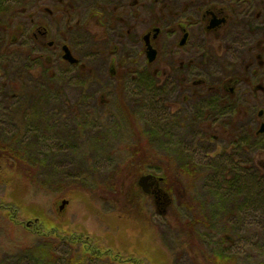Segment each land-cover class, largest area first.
Wrapping results in <instances>:
<instances>
[{
	"label": "rangeland",
	"instance_id": "obj_1",
	"mask_svg": "<svg viewBox=\"0 0 264 264\" xmlns=\"http://www.w3.org/2000/svg\"><path fill=\"white\" fill-rule=\"evenodd\" d=\"M0 6L8 12L0 16V146L29 166L17 161L20 175L12 163H0V202L14 207L12 215L0 211V264H31L38 249L53 250L59 258L53 264L77 255L84 264H215L224 254L228 264H264V219L245 213L250 197L225 175L226 164L224 177L200 179L179 203L157 204L142 193L127 210L110 179L119 178L124 146L139 134L149 152L170 159V172L231 154L238 169L264 168V133L252 138L264 124L258 117L264 0H0ZM220 8L228 15L223 40L204 34L200 22ZM40 28L48 32L42 43L53 48H33ZM153 28L158 56L148 66L142 38ZM183 28L189 38L180 48ZM62 46L76 67L62 60ZM25 54L49 60L61 76L56 87L26 75ZM230 76L235 113L215 109L211 90ZM236 139L241 144L233 151ZM146 174L159 178L139 174L136 185ZM139 206L142 223L128 214ZM196 219L189 232L185 224ZM55 229L88 237L121 263L91 259L36 233Z\"/></svg>",
	"mask_w": 264,
	"mask_h": 264
},
{
	"label": "trees",
	"instance_id": "obj_2",
	"mask_svg": "<svg viewBox=\"0 0 264 264\" xmlns=\"http://www.w3.org/2000/svg\"><path fill=\"white\" fill-rule=\"evenodd\" d=\"M7 11L0 6V16L7 15ZM15 12H12V15H14ZM17 26H13L10 29V33L14 34V31H16ZM12 39L13 36H10ZM33 44V48H39L40 45ZM31 48V47H30ZM25 63L28 66L26 70V75L38 79L37 81H42L43 87L49 88L50 86L56 85L60 82L61 76L57 72H52L50 70V62L49 60L43 59L42 56H33V55H24ZM36 57V58H34ZM48 65V66H47ZM74 65V67H76ZM30 66V67H29ZM31 67H40V72L33 74L31 73L33 69ZM36 77V78H35ZM47 91V90H46ZM199 123V122H198ZM201 123V122H200ZM200 128H197V131H199ZM136 137V138H135ZM134 137V142L129 143L124 146V154L123 157L118 164V173L120 174L119 178L114 174V176H111V181H114V187L115 191L119 196L124 195V208L127 210V207L131 205V202L134 203V201L142 200V196H144L141 192V190L136 185V178L139 174H145V173H156L158 174L159 178L162 180L160 184L163 185V194L164 197L161 195V199L165 198L166 204L172 202V200L176 201V203H179L180 197H184L185 195H189V192L194 188V184H196L197 181L200 179H205V181H212L218 179L220 171L223 169V165L226 164V166H229L230 170L226 171L225 175L228 174L229 178L232 179V183H234L236 186L242 187L240 192L247 194L250 197L251 202L248 205V208L245 209V213L250 212L249 214H261L262 218L264 219V190L257 191L262 187L264 188V168L259 167L256 168V170L251 168V173L248 170L238 169L233 161V155H223L222 157L215 156L214 158H211L207 161V164H205L203 167L202 165L199 166L198 164L193 163L192 161L188 162V166H180V169L177 172H170L171 162L170 159L166 158H160L158 155L153 154L148 151L147 146L144 143L145 137H140V134ZM259 137V136H258ZM257 136L253 135L252 138L257 139ZM239 139L234 140V143H232V146L235 148L233 151H235L238 146L240 145ZM237 146V148H236ZM18 162H22L26 165L24 168H28L29 166L27 163L20 159L16 152H14L11 148H8L6 146H0V163H6L10 164L12 163V167L16 174H20L22 171V168L16 167L14 164ZM154 162V163H153ZM192 165V167H190ZM24 169V170H25ZM28 172V169L24 171V173ZM250 173V174H249ZM21 175V174H20ZM147 175V174H146ZM225 175H222L221 177H224ZM184 179H186L184 181ZM261 182L263 184H261ZM126 186V187H125ZM165 192V194H164ZM189 197V196H188ZM134 200V201H132ZM140 204V202H138ZM191 203V200H190ZM133 205V204H132ZM184 206V205H183ZM185 206H187L185 204ZM187 208H191L192 206H188ZM138 211H136L135 207H133V210H128V214L130 216H134L135 220L138 222H141L144 220L141 216L142 208L139 206L137 208ZM7 211L11 212V215L14 212V207L12 205H6L1 204L0 202V211ZM126 212V211H124ZM138 216V217H137ZM14 222V220H12ZM142 223V222H141ZM199 220L190 221L185 224V227L189 232H192L195 228V226H198ZM26 227H30V224L27 223ZM40 235H42L45 238L52 237L53 239H57L59 241H65L70 246H77L82 250V255L87 254L90 256L91 259H100L103 257L110 258L112 261L121 263L117 258L113 257L110 254V251L108 249L100 250L98 247H96L92 241L88 237L84 236H77V235H62L58 230H51L47 232H36ZM191 235L188 234V240L190 241ZM32 255V256H31ZM31 257L29 258V261L27 263H36L39 264V260L41 259L44 264H53V260H58L53 252V250H41L38 249L37 251H33L31 253ZM220 256V257H218ZM217 262L215 264H228L227 257L223 255H218ZM226 257V258H225ZM27 258V257H26ZM64 264H84L83 256H75L71 257L69 260H63L60 259V261H57ZM123 262V261H122ZM130 262V261H128ZM55 264V263H54ZM137 264V263H135Z\"/></svg>",
	"mask_w": 264,
	"mask_h": 264
},
{
	"label": "flooded vegetation",
	"instance_id": "obj_3",
	"mask_svg": "<svg viewBox=\"0 0 264 264\" xmlns=\"http://www.w3.org/2000/svg\"><path fill=\"white\" fill-rule=\"evenodd\" d=\"M226 10L223 8L220 9H216L214 11H207L205 12L204 18L202 19V21H200L203 24L204 27V34H207L208 36H212L216 39L219 40H223V38H225L222 33L225 32V29L227 27V22H228V15L226 14ZM206 17V18H205ZM90 20L92 19H96L95 15H91ZM38 33L40 34L41 37V41H39V45L41 48H48L51 49L53 48V43L52 42H48L46 45H44L42 43V41H46L48 38V32L47 30H45L44 28H40L39 30H37ZM158 35H159V30L156 28H153L150 32L146 33L142 40H143V44H144V53H145V58H146V63L148 66H150L157 58L158 56V52L155 46V42L158 39ZM189 38V32L186 31V29L183 28V36L181 41L178 43V47L182 48L187 44ZM146 40V41H145ZM183 41V44L180 45V43ZM148 46L151 47V49H153L156 53V57L154 59V61L152 63L148 62L147 56H146V50L148 48ZM63 47H61V54L63 55ZM47 49V50H48ZM62 57V56H61ZM262 64V62H260ZM260 68L262 69V67L260 66ZM236 79L235 77H228L227 79H224L221 82L216 83L215 86H213L211 88V90L213 91L212 96L215 99V103H214V107L215 109H221V108H229L230 112L235 113V110L237 108V103H236V98H235V94H236ZM226 107V108H225ZM238 111V110H237ZM238 115H242L243 117L246 116L244 113H240V111H238ZM263 112H259L258 113V117H263ZM201 116L199 117V119L194 118L193 122L198 123L200 122L202 119H200ZM261 128V126H260ZM251 133V130H249ZM263 133H260V129L258 132H256L254 135L255 136H260ZM159 190H161L160 185H159ZM162 193V190H161ZM162 195V194H161ZM155 199V197H153ZM161 200V198H160ZM160 200H156V203L159 204Z\"/></svg>",
	"mask_w": 264,
	"mask_h": 264
},
{
	"label": "water",
	"instance_id": "obj_4",
	"mask_svg": "<svg viewBox=\"0 0 264 264\" xmlns=\"http://www.w3.org/2000/svg\"><path fill=\"white\" fill-rule=\"evenodd\" d=\"M182 44L183 41L180 43V45ZM146 56L149 63H152L156 57L155 51L151 49L150 46H148L146 50ZM62 60L67 62L69 65L77 64V60L73 58L67 47H63ZM260 133H264V124L261 125ZM161 181L162 180L160 178H157L152 174L143 175L138 179L137 186L144 195H152L158 201L161 198V190H159V184ZM66 204L67 201H63L59 207V210H62Z\"/></svg>",
	"mask_w": 264,
	"mask_h": 264
}]
</instances>
